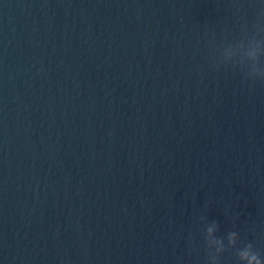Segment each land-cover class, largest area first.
<instances>
[{
	"label": "water",
	"instance_id": "95a60500",
	"mask_svg": "<svg viewBox=\"0 0 264 264\" xmlns=\"http://www.w3.org/2000/svg\"><path fill=\"white\" fill-rule=\"evenodd\" d=\"M0 264H264V0H0Z\"/></svg>",
	"mask_w": 264,
	"mask_h": 264
}]
</instances>
